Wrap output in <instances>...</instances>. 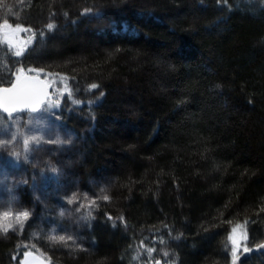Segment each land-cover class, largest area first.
<instances>
[{"label": "trees", "instance_id": "trees-1", "mask_svg": "<svg viewBox=\"0 0 264 264\" xmlns=\"http://www.w3.org/2000/svg\"><path fill=\"white\" fill-rule=\"evenodd\" d=\"M4 21L35 33L25 67L67 77L82 103L59 111L71 143L22 161L29 216L0 264H137V248L232 264L245 221L237 264H264V0H0Z\"/></svg>", "mask_w": 264, "mask_h": 264}, {"label": "snow or ice", "instance_id": "snow-or-ice-1", "mask_svg": "<svg viewBox=\"0 0 264 264\" xmlns=\"http://www.w3.org/2000/svg\"><path fill=\"white\" fill-rule=\"evenodd\" d=\"M91 9H85L84 14H88ZM46 28L49 31H52L55 28L53 23H48ZM6 30H11L6 31ZM17 32H32L31 28H25L19 24L15 27L9 24L7 21H4L3 24H0V44H6L8 47L0 54V130H3L8 134V139H0V147L7 146L9 149L11 148V144L15 142L17 138V134L19 133V129L15 128L20 119L23 117L14 116L17 112L27 111L29 113H39V112H47L54 108H59L61 99L67 95L68 99L71 100L73 104H81L82 101L73 98L72 90L69 88L66 83L67 77L60 76L59 73H46L42 68H34V67H25V61L23 59H19L24 57L25 52L27 50L28 44L31 43V40L35 38V33L29 37V39L23 44V46H16L12 42V34ZM41 36H43V32H41ZM9 57L11 59V64H9ZM43 74L47 80L48 77H53L51 80H47V83L44 85V90L42 92V98H38L37 92L33 82L40 81V76ZM59 76L60 87H53L57 84V80L55 77ZM44 83V81H40ZM99 85L93 83L90 85V90L97 89ZM51 88L52 92H48L47 89ZM55 94V98H51L52 94ZM102 94V93H101ZM30 120L39 119V117L29 116ZM56 119H59V116H56ZM19 135L23 136V133H19ZM30 141L35 145H39L41 142V137L32 136L23 138V147L25 152L29 150ZM46 142L51 143H63L60 139L56 138L54 140H49ZM16 157L19 158L20 153H15ZM108 199V197H105ZM5 218L10 216V213H4ZM29 216L28 212L20 213L16 219L17 221L21 219H27ZM230 223V222H229ZM247 221L244 222L246 224ZM244 224H237L235 227L231 229V232L228 236V240L231 242L232 247L230 249L232 264H237L241 255L249 253L252 251L245 243L238 242L236 238V233L238 230H242L244 228ZM242 241L247 240L246 232H241ZM51 240L58 242H67V240H71V237L61 236H51ZM27 247V245H25ZM259 247H264V244L258 245ZM155 251V249H148V252L151 253ZM31 255L29 252L24 253L25 259ZM167 255V253H165ZM21 264H24L22 261ZM159 264V262H157Z\"/></svg>", "mask_w": 264, "mask_h": 264}, {"label": "rangeland", "instance_id": "rangeland-1", "mask_svg": "<svg viewBox=\"0 0 264 264\" xmlns=\"http://www.w3.org/2000/svg\"><path fill=\"white\" fill-rule=\"evenodd\" d=\"M15 27V26H13ZM11 31V30H6ZM32 32H17L12 34V42L16 46H23V44L32 36ZM34 39L31 40V43ZM30 43V44H31ZM28 44V46L30 45ZM2 46L8 47L6 44H0ZM53 78H47V80H51ZM57 80V84L53 87H60L59 77H55ZM46 80V78H45ZM46 80V81H47ZM66 83L68 84L69 88L72 90V94H74L75 89L72 86V83L69 79H67ZM51 92L52 89L50 88ZM51 98H55V94L53 93ZM64 99L71 105V100L68 99L67 95L61 99V103L59 108L51 109L47 112H39L36 114L26 113V114H16L14 116L23 117L20 119L18 124L13 128L19 129V133H23V136L17 134V138L14 143L11 144V148L9 149L7 146L0 147V238L3 237L6 233L12 230L20 229L24 226L25 221L28 219H21L17 221L16 217L22 213L27 212L22 206H20L19 202L14 195L13 188L17 182H19V171L21 167L22 161H28L30 158L33 149L39 147L44 144H69L76 138V133L73 129L69 126L65 125L61 121V117L59 115V111L62 108V104ZM29 116L39 117V119L30 120L28 119ZM56 116H59V119H56ZM24 136L32 137V136H39L41 137V142L39 145H35L30 141L29 150L27 153L23 147V138ZM9 136L3 130H0V139H8ZM60 139L63 143H51L46 142L49 140ZM20 153L19 158L16 157L15 153ZM10 213L8 218H5L4 213ZM237 224L233 225L235 227ZM231 228V229H232ZM246 232L245 227L242 230H238L235 234L238 242L245 243L246 241H242L241 232ZM160 232V231H159ZM247 235V233H246ZM229 247L231 249L232 244L229 241ZM155 249V248H154ZM158 253L162 256H166L164 252L160 248H158ZM139 248H137L136 255L138 256L139 260L137 259V264H157L152 259L154 258L153 251L149 254L146 253V250L142 249L139 254ZM146 254V255H144ZM24 256V255H23ZM168 259L173 260L172 256H167Z\"/></svg>", "mask_w": 264, "mask_h": 264}, {"label": "water", "instance_id": "water-1", "mask_svg": "<svg viewBox=\"0 0 264 264\" xmlns=\"http://www.w3.org/2000/svg\"><path fill=\"white\" fill-rule=\"evenodd\" d=\"M40 81H44V83H41ZM40 81L33 82L38 98H42V92L44 90V85H45V83H47V81L41 76H40ZM47 91L51 93L50 88H48ZM21 113H29V112H27V111L17 112L14 115L21 114ZM32 114H36V113H32ZM29 253H31V255H29L26 259L23 256L22 261L24 262V264H48L47 261L42 256H40L36 253H33V252H29Z\"/></svg>", "mask_w": 264, "mask_h": 264}, {"label": "bare ground", "instance_id": "bare-ground-1", "mask_svg": "<svg viewBox=\"0 0 264 264\" xmlns=\"http://www.w3.org/2000/svg\"><path fill=\"white\" fill-rule=\"evenodd\" d=\"M251 1V0H250ZM85 88V87H84ZM74 90V89H73ZM82 93V92H81ZM75 94V93H74ZM80 94V93H79ZM74 97V96H73Z\"/></svg>", "mask_w": 264, "mask_h": 264}]
</instances>
